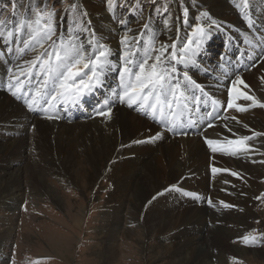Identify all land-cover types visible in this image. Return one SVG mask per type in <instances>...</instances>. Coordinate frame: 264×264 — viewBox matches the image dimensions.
<instances>
[{"label":"rangeland","instance_id":"rangeland-1","mask_svg":"<svg viewBox=\"0 0 264 264\" xmlns=\"http://www.w3.org/2000/svg\"><path fill=\"white\" fill-rule=\"evenodd\" d=\"M99 1H101L103 13L110 15L111 21L115 16L118 18L125 17L124 19L131 16L129 26L139 23L146 17V14L156 16L157 9L162 7H165L164 15L160 16L163 18L172 17L181 21V15L186 14L185 7L178 11L176 4V9H174L172 0H153L154 2L136 0V2L141 3L138 13L134 12L136 2L131 3L129 7L128 4H124V1ZM114 2L117 3L118 7ZM120 3L122 4L120 5ZM85 4V0H0V21L14 12H16L15 18L11 14L7 22L19 21L20 16L24 17L21 13L26 14V11L27 18L31 19L35 18L37 10L54 11L53 25L56 35L60 32L58 36L55 35L56 38L65 32L64 35L72 34L76 39L86 44L87 35L83 37V34H75L74 30H70V26H73L70 22L72 18L77 19L76 24H74L76 27L81 23V20L80 22L78 20L80 14H88L90 11ZM72 5L75 7H71ZM156 7L158 8L156 9ZM99 24L101 25L100 32L104 30V33L108 32L104 28V24ZM65 26L69 27L66 28ZM55 36L53 40L56 39ZM38 120L41 123L42 119ZM57 123L53 124H56L55 126H48V128L43 126L46 129L44 133H47L45 135L35 132L33 125L30 127L34 141L28 147L30 152L26 158L28 161L22 162L24 166L22 173L25 175L20 180L24 185L23 192L19 194L20 204L15 210H10L11 204L8 208L0 207V239L3 242L0 245V264H171L175 246L181 242H186L187 245V238L184 239L181 233L185 232L186 228L195 225L196 218L200 216L198 212L191 215L185 211L174 217L169 209L172 206L171 201L176 202L174 201L175 197H181V204L184 203L188 207L190 205L186 201L192 202L193 205L204 203L207 206L206 214L208 217L205 218L207 220L205 221L206 226H203L204 244L205 252L208 253V258L212 264H264V178H261V181L258 182L259 187L255 189L253 214L251 212L246 214L244 209L241 210L238 207L234 208V203L231 206V209L235 210L233 215L228 213L231 212L230 209L221 213L219 210L222 208L221 205H211L210 193L207 194L206 190H212L213 186H206L207 183L209 184L206 179L216 176L214 173L218 175V172L226 171L225 173L232 174L239 170L227 166L208 175L206 171L212 167L205 166L207 169H204L205 172H203L200 167L206 165L210 157L212 159L209 152L211 148L205 141H202L204 151L200 147L198 152L194 153L197 160L195 163L192 161V164L186 168L187 171L174 183L164 164L158 160L157 154L152 155L148 159V164L144 165L141 170L138 168L134 172L132 166H138L137 162H133L134 164L123 162L126 158L135 157L134 153L126 154L124 159L123 157L120 158L119 152L110 153L109 156L112 147L109 146L110 149L108 150L107 146L102 145L105 138L99 136V129L94 127L93 119ZM42 135L45 140H42ZM60 138L61 140H59ZM147 146L150 145L134 144L130 148L138 147L142 149L141 152L146 153ZM216 152L229 155L219 149ZM42 155L45 159L42 158ZM148 155L150 156V154ZM42 160H44V164ZM36 162L39 164L36 165ZM36 166H39L38 170ZM197 167L199 170H196ZM190 171L191 174H189ZM237 173L238 175L232 179H243L240 173ZM204 180L206 185L203 183ZM188 181L190 182L189 188L182 185ZM133 182L135 185L142 184L141 192L146 196V202L141 208L133 206L130 196ZM179 183L181 184L178 185ZM148 186L150 187L148 188ZM183 188L192 189L194 198L189 196L188 191H184ZM124 193H127L126 197ZM202 194L206 195L204 202L199 201V196ZM161 198L169 201L165 204V200ZM229 199L232 198L225 197L223 202L227 200L228 203ZM7 204L8 202L6 206ZM184 205L183 207H185ZM224 207L227 208L225 204ZM178 211L175 210V214ZM118 214L122 216L120 225L115 224ZM237 216L243 217L244 220L239 221ZM163 217V221H155V218L159 220ZM7 220L12 221V223L10 222L11 232L8 236L5 235L6 228L10 225H8ZM12 224L13 227L15 226V230ZM226 226L231 229L224 231L222 227L226 228ZM5 236L7 238H3ZM246 236L250 237L247 243L243 239ZM252 237L255 239H251ZM246 248L258 250L259 256H255L254 253H249L248 256L244 254V256L243 250ZM104 252L111 253V256H103L102 253ZM190 253L193 256H189V259L186 258L185 261L189 260V264H194L196 256L193 251ZM219 255L226 256V261L222 262ZM243 256L245 260H243Z\"/></svg>","mask_w":264,"mask_h":264},{"label":"bare ground","instance_id":"bare-ground-1","mask_svg":"<svg viewBox=\"0 0 264 264\" xmlns=\"http://www.w3.org/2000/svg\"><path fill=\"white\" fill-rule=\"evenodd\" d=\"M116 1L117 2L124 1V4H128L129 7L131 6V3L133 4L136 2V0H116ZM142 1L143 0H141V2ZM85 3H86L85 5L88 7L86 8L90 9V11L88 12L89 15L86 13L80 14L78 20L79 22L81 20V23H79L78 26L76 27L74 26V24H76L77 19L72 18L70 22L71 24H73V26L72 25L70 26L71 28L70 30H74L75 34H83V37L87 35L88 40L92 39L94 36L95 39L98 40L99 43L103 45L105 49L109 52L108 59L111 61L112 70L106 72L105 76H107L109 73H112L115 69H118L121 66L122 63L121 57L125 51V45L122 44L121 41L122 38L125 37V35H127L129 38L131 50L136 51L137 48H139L141 50L140 54H143V50L147 48L149 43H152L154 48L159 49L161 45H165V44L171 45L173 42H176L177 47L176 49L169 48L168 52L176 51L178 54H182L180 53V48L182 45L186 44L189 39L193 41L198 40V36L193 35L196 25L197 24L204 26L209 25V21L203 18L201 15L202 13H207L208 16L211 18V20H214L216 22L215 25H211L208 28V32H209L208 36L202 41H200L198 45L196 43H193L192 45L189 46L190 49L189 54L191 55V60L187 64L177 62L176 66L179 69V71L180 70L186 71L187 73L197 76L198 79L214 93V95L223 105L227 103V99H228L227 89L230 87V80L226 78L225 83H217L206 77L204 75V71H205L204 67L208 68V66H206L205 64L204 55L214 56L215 54L214 51L217 48L216 41L217 42L221 41L220 35H223L222 37L224 40L229 39L230 42L233 41V37L239 38L242 34H244L246 37L253 36L252 32L247 26L246 19L242 16V13L252 16L254 20L255 30L258 33H260L264 38V34L262 33V28L264 27V0H196V1L172 0V5L174 9H176V4L178 11L182 7L186 8L185 15H181L179 12V15H181V21L178 18L160 17L164 15L165 7H162L160 9H157L158 7H156L158 15L156 14V16H151L150 14H146V17H144L142 20H140L139 23H136L134 26L128 25V21L130 20L131 16L127 17L126 19L114 18L111 21L110 15L103 13L102 4L101 1L99 0H91V1L85 0ZM140 6L141 3L136 2V5L134 7L135 11L134 9L133 11L137 12ZM20 17L21 18L19 19V21L25 19V17L23 16ZM15 23L16 22L13 23L7 22L5 28L7 30H12ZM99 23L104 24L105 26L104 28H106L108 32L106 31V33H104L105 32L104 29H103L104 31L100 32L99 30L101 25ZM145 25L148 26L147 29H145ZM65 27L68 28L69 26H65ZM122 28L124 30H121ZM64 33L65 32H63L62 34ZM153 37H155L154 41H153ZM252 39H254V37H252ZM137 40L140 41L139 44L136 43ZM0 44L5 45V41L0 39ZM17 47H23V44L19 39L14 44V47L11 48L10 46H7L8 48L7 57L2 58L0 56V207L8 208L9 205L11 204L10 210L18 209L21 200V199L19 200V196H20L19 194L23 192L22 189L24 190L23 188L24 185H22L20 181L25 175L22 173L24 169L22 162L25 161L26 158H28V156L30 155V152L28 151V147L30 143L34 141L30 127L33 125L34 131L41 135L46 131V129L43 126L48 128V126L49 127L50 125L55 126L56 124L55 125L53 124L57 123V121L45 119V118H41L42 121L40 123V120H38L40 118L33 116L23 106V104H21L17 99H15L12 96L10 92H8L9 89L8 85L13 82L11 80V74L9 73L8 68L12 66V70H13L12 74L19 75V73L16 71L17 65H21L25 70H27L28 66L24 62L34 58V53L30 51L25 52L21 56L18 52L14 51V49ZM245 47L247 49V55L249 58H251L252 60L261 59V61L257 64V66H253L249 68L247 71H244L239 75H237L240 76L244 80L245 84L249 86L245 88L243 85L237 84L236 85L237 93L244 92L249 96L255 97L256 101L264 102V72H262L264 70V52H263L264 50L259 48L257 44H254L253 41L245 42ZM153 55H155V53H153ZM165 55H167V53H165ZM198 70L202 71L203 76ZM21 77L24 78L23 76ZM237 93H232V99L237 106L246 108V111L240 112L237 111L235 107L229 108L224 118L217 120L211 127L206 128L204 132L206 139L218 141L219 144L214 146H216L219 150L227 152L229 155H224L222 153L218 154L217 152H213L212 159L211 157L210 158L208 157L209 161H207V164L203 165L200 168H202L201 170H203V172H205L204 169H207V167L205 166L210 167L209 165H211L213 169L215 168L218 170L220 168L222 169L223 167H227V166L239 170L236 171V173L239 172L240 176L243 177V179L241 178L238 180L232 179V177L234 178V175L225 173L226 171L225 172L217 171L220 175L214 173V175L216 176L211 177V179L210 177L206 179L209 182V184L207 183L206 185V181L205 180L203 181L204 185L213 186L212 190L210 191L206 189L205 190L207 194L210 193L211 205L215 204L216 206L218 204L222 206V208L219 209L221 210L220 211L221 213L223 211L227 212L229 211V209L231 210V212L228 213L230 214L234 213L235 210L231 209V206L234 203V208L238 207V209L241 210L244 209L245 211L244 210L243 211L246 214L249 212L253 214L255 208V204H254V196L256 193L255 189L259 187L258 182L261 181V178H264V107L254 106L252 108H248L247 106L253 103V101L245 100L242 97L238 96ZM93 121L95 122L94 127L99 129L100 132L99 136L105 138V140L102 139L104 140V142H102L103 143L102 145H104V147L107 146L108 150L110 149L109 146L112 147V150H110L109 152V156L111 155L110 153L119 152L121 156L120 158L123 157L124 159V156L126 154H133V153L135 154V157L126 158V160H123V162L126 161L127 163H131V164H134L133 162L135 163L137 162L136 164H138V166L136 167H134L135 165L132 166L133 172L137 171L138 168L141 170V168L144 167V165L148 164L149 161L148 159H150L152 155L157 154L158 160L160 161L161 164L162 163L164 164L170 178H172L173 182L175 183L176 180H178L181 177V175L187 171L186 168L190 166V164H192V161H194L195 163V161L197 160L196 159L197 156H194V153H197L200 147L204 151V146L202 144L203 143L202 136L199 137L197 135H191V134L172 136L168 132L161 129L157 124L151 122L147 117L142 116L136 110L131 109L124 103L118 102L116 105L112 106L110 117L104 115L98 116L93 118ZM158 132L162 134L158 138H156V134ZM256 133H260V135H255ZM45 134L47 133H44V135ZM36 136L38 137V135ZM242 137H252V139L246 141V145L248 148L247 151L244 150V146L228 143L229 141H235ZM39 138H41V136ZM149 138H154V139L150 140ZM42 140H45L44 137ZM59 140H61V138ZM136 141H141V143H136ZM99 143L101 144L100 141ZM134 144L150 145V146H147L148 150H146L145 153V152H141L142 149L138 147L130 148ZM97 149H99V147H97ZM44 153L45 152L43 150V154ZM148 154H150V156ZM42 158H44L43 155ZM42 161L44 164V160ZM45 163L47 164V162ZM38 164L39 163L36 162V165ZM39 166L38 167L36 166L37 170ZM128 167L130 168V165ZM196 170H199L198 167L196 168ZM155 172L157 171L155 170ZM189 174H191V171L189 172ZM206 174L208 175L211 174L208 169L206 171ZM189 183L190 182L188 181L182 183V185L189 188L190 186L188 185ZM180 184L181 183H179L178 185ZM141 185L134 184L132 186V190L130 191L131 194L130 196L132 197L134 207L138 206L141 208L143 207V204L146 202V196L143 195V193L141 192L142 191ZM149 187L150 186H148V188ZM126 194L124 195L125 197ZM225 197L232 198L229 199L230 201L228 200L229 204L226 202L227 200L223 202V199ZM180 198L175 197V200L174 199L173 200L176 202L171 201L172 206L170 207L171 209H169V211L173 213L172 215L174 217L175 215L178 216L180 215V213H184L185 211H188V214L191 213V215H195L198 212L200 216L196 218L195 225L190 226V228H186L184 230L185 232L181 233L184 239L187 238V245L185 244L186 242L178 243L175 246L176 249H174L172 255L173 260H171L170 262L171 264H189V260L187 261L185 260L186 258L189 259V256L190 257L193 256L190 253V251H193V253L196 256L194 264H209L211 262L208 258V253L205 252V244H204V239H205L204 227L206 226L205 221H207L205 220L207 216L206 214L207 206L204 203L201 204L197 203L193 205L192 202L190 203L189 201H186L188 205H190V207L184 205V203L183 205L185 207H183V205L180 202ZM161 199L165 200V204H167V202L169 201L165 198H161ZM7 202L8 204L6 206ZM121 203L123 205V202ZM224 204L229 206L225 208ZM106 205L108 206V204ZM175 210H179L177 214H175L176 213ZM121 219H122L121 214H118V218L115 224L120 225L119 222H121ZM163 220L164 217L160 218L159 220L155 218V221H163ZM238 220L241 221L244 220V218L240 216L238 217ZM10 222L12 223L11 220H7L8 225L9 224L10 225L9 227H7L8 229L6 228L7 232L4 231L6 236L10 235L11 232ZM13 228L15 230V226ZM219 228L221 229V227ZM222 229L226 231L227 229H231V228H229V226L228 227L226 226V228L222 227ZM6 236L3 238H7ZM2 243L3 242L0 239V245ZM253 248L255 247L253 246ZM257 251L258 250L254 251V250H248L246 248L243 250V255L245 254L246 256H248L249 253H254L255 256H257L258 255ZM102 254L103 256L106 257L111 256V253L109 254L108 252H104ZM220 259L222 262L226 261V256L221 255ZM243 260H245V258Z\"/></svg>","mask_w":264,"mask_h":264},{"label":"snow or ice","instance_id":"snow-or-ice-1","mask_svg":"<svg viewBox=\"0 0 264 264\" xmlns=\"http://www.w3.org/2000/svg\"><path fill=\"white\" fill-rule=\"evenodd\" d=\"M71 7H75V5ZM201 15L209 21V25H196L193 35L198 36V40L189 39L186 44L182 45L180 48L182 54H178L176 51L168 52L169 48L176 49V42L171 45H161L159 49L149 43L143 50V54H140L139 48L136 51L131 50L129 38L125 35L121 41L125 45V51L118 69V83L116 88L112 89V96L120 103H124L130 108L135 106L136 110L154 120L159 117L160 122L165 124L168 131L181 135L187 134L183 130L177 132V127L183 129V125H178L175 120L169 123L164 117L173 111L174 107H180L182 101L187 99L188 90L180 83L177 62L187 64L191 60L189 46L193 43L198 45L208 36V28L216 23L207 13ZM54 16V11L37 10L34 19L26 17L24 20L16 22L12 30L5 28L6 21L0 22V39L5 41V47L9 43L15 44L19 39L23 47H17L14 51L21 56L28 51L34 53L33 59L24 62L28 66L27 70L23 66L17 65L16 71L19 75H16L12 74V69H9L13 81L8 85L9 91L18 99L23 98L29 110H35L34 106L40 107V101L44 97H49V106H55L52 102H57L59 105L77 104L83 96L102 86L106 72L112 70L111 61L108 59L109 52L94 36L87 41V45L72 34L68 36L61 34L53 40L56 35L53 25ZM147 27L145 25V29ZM154 39L155 37H153V41ZM136 43L139 44L140 41L137 40ZM21 76L25 79H21ZM183 76L186 80L191 81V77L186 71ZM33 79L36 84L34 89H29L33 92L29 98L28 92L25 91V85H31ZM237 84L243 85L245 88L249 87L240 76H236L235 81L232 82L227 106L228 108L235 107L237 111L243 112L246 111V108L237 106L232 99V93H237ZM237 95L257 103L255 97L244 92H238ZM192 101L197 106L201 102L200 98L194 95ZM113 102V100L105 98L98 114L110 117V105ZM260 106L264 107V104ZM44 110L47 111L46 108ZM46 118L59 117L48 115ZM193 126L195 125L193 124ZM208 126L211 127V123ZM161 134L158 132L156 138ZM255 135H260V133ZM249 139L252 137H242L228 143L244 146V150L247 151L246 141ZM206 142L212 152L218 151V148L214 146L219 144L218 141L209 139ZM136 143H141V141H136ZM213 171L219 170L214 168ZM232 175L238 174L232 173ZM243 239L247 243L250 237L246 236ZM251 239L254 240L255 237Z\"/></svg>","mask_w":264,"mask_h":264}]
</instances>
